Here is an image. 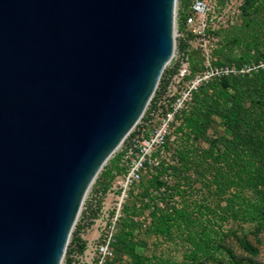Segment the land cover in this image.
<instances>
[{
  "label": "water",
  "instance_id": "1",
  "mask_svg": "<svg viewBox=\"0 0 264 264\" xmlns=\"http://www.w3.org/2000/svg\"><path fill=\"white\" fill-rule=\"evenodd\" d=\"M174 16L175 0H0V264H61L172 58Z\"/></svg>",
  "mask_w": 264,
  "mask_h": 264
},
{
  "label": "rangeland",
  "instance_id": "2",
  "mask_svg": "<svg viewBox=\"0 0 264 264\" xmlns=\"http://www.w3.org/2000/svg\"><path fill=\"white\" fill-rule=\"evenodd\" d=\"M192 1L175 0L172 58L141 118L88 186L61 264H91L85 252L120 202L116 181L126 169L124 150L155 128L148 112L175 72L177 49L190 47L191 67L198 68L206 49L214 63L254 62L264 72V0H215L205 47L185 26ZM259 76L211 79L193 94L154 151V164L126 190L114 254L105 264H264V184L253 185L235 154L214 141L230 134L234 101L248 105L260 98ZM78 240L85 242L82 252Z\"/></svg>",
  "mask_w": 264,
  "mask_h": 264
},
{
  "label": "built area",
  "instance_id": "3",
  "mask_svg": "<svg viewBox=\"0 0 264 264\" xmlns=\"http://www.w3.org/2000/svg\"><path fill=\"white\" fill-rule=\"evenodd\" d=\"M215 3V0H193L185 18L187 31L199 36L202 41L201 45L204 47L209 42L205 31L209 26L210 14L214 11ZM211 57L210 51L203 49L201 62L198 68L193 70L190 65V47L186 51L177 49L174 54L175 72L148 112V117L156 124L155 128L147 137L132 138L124 150V156L127 159L126 169L116 181L121 190L120 202L117 203V207L113 208V214L107 217L109 223H104L103 232L98 234L95 242L86 250L85 257L90 259L88 263L104 264L113 257V231L119 215L121 200L128 187L139 180L147 166L154 164V151L164 143L172 121L181 114L193 94L211 79L249 75L259 67L254 62L242 66L218 64L214 63ZM106 211L103 215L108 216Z\"/></svg>",
  "mask_w": 264,
  "mask_h": 264
},
{
  "label": "trees",
  "instance_id": "4",
  "mask_svg": "<svg viewBox=\"0 0 264 264\" xmlns=\"http://www.w3.org/2000/svg\"><path fill=\"white\" fill-rule=\"evenodd\" d=\"M198 62V66L199 63ZM192 69H197L194 65ZM259 85L257 92L260 98L246 105L244 102H233L229 110L233 115L231 132L228 136L215 139L224 146L227 153H234L240 160V167L247 174L253 185L264 184V72L259 67L252 71L249 75H257ZM248 74L243 76L245 78ZM233 76L225 77L231 78ZM214 142V143H215ZM213 143V144H214ZM213 146V145H212ZM211 146V148H213ZM258 213V211H257ZM260 213L264 215V206L260 205ZM78 252H82L85 242L78 240ZM105 264V263H104ZM228 264H236L235 261H230Z\"/></svg>",
  "mask_w": 264,
  "mask_h": 264
},
{
  "label": "bare ground",
  "instance_id": "5",
  "mask_svg": "<svg viewBox=\"0 0 264 264\" xmlns=\"http://www.w3.org/2000/svg\"><path fill=\"white\" fill-rule=\"evenodd\" d=\"M173 52H174V50H173ZM173 55V54H172Z\"/></svg>",
  "mask_w": 264,
  "mask_h": 264
}]
</instances>
